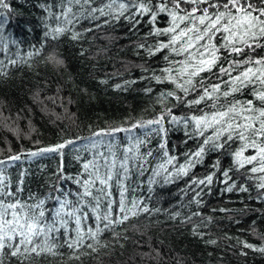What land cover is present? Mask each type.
<instances>
[{
  "label": "snow or ice",
  "instance_id": "obj_1",
  "mask_svg": "<svg viewBox=\"0 0 264 264\" xmlns=\"http://www.w3.org/2000/svg\"><path fill=\"white\" fill-rule=\"evenodd\" d=\"M40 7L46 19L53 21L45 25L44 32L46 40L53 41L67 36L79 42L85 34L122 20L130 31L138 32L146 22L149 30L135 45L136 55L143 52L146 62L160 55L163 63L155 68L145 64L134 67L145 74L141 79L160 87L156 96L158 110L154 109L148 119L129 116L120 124L92 131L89 137L61 136L57 143L34 149L13 152L9 142L8 154L0 159V264H42L49 257L63 258L62 248L69 250L67 260L80 261L81 256L87 255L103 264L102 256L113 254L109 249L124 247L120 241L129 239L125 226L133 218L162 211L151 208L144 198L129 197L133 172L138 176L150 173L149 193L157 183L168 185L187 178L181 191L185 197L191 194L189 205L198 209L205 203V190L211 194L217 183L223 185L219 189L223 194L245 193L248 200L264 202V0H46ZM12 11L7 0H0V34ZM82 21L91 26L77 30ZM24 28L30 30L27 24ZM0 48L7 49L3 35ZM42 51L43 45L27 53L22 62L28 64ZM84 52L82 49L80 54L83 56ZM46 63L66 67L63 56L55 51L47 55ZM17 64L16 59L8 61V65ZM7 76V70L0 69V77ZM99 82L107 84L108 80ZM134 83L137 81L125 80L114 87L126 90ZM144 91L152 94L153 88ZM9 120L0 109V128L17 140L22 136L30 138L35 131L29 128L24 132L18 121ZM140 130L143 132L138 135ZM173 131L183 133L181 143L191 142L195 147L174 154L169 149ZM121 133L127 134L126 145L115 142ZM154 138L159 140L155 149L151 147ZM77 141H86L81 148L90 152L91 158L82 162L77 175H67L63 168L64 150ZM210 153L216 158L208 165V171L196 175L195 169L205 164ZM49 154L60 158L54 174L57 183L50 185L52 191L43 198L36 193L23 198L27 173L21 171L13 184L6 174L8 166L22 158L31 160ZM222 157L229 158L227 167L223 166ZM154 160L158 162L153 163ZM64 181L76 185L74 193L60 186ZM146 199L151 200V195ZM50 200L55 201L54 208L48 207ZM163 211L169 220L190 226V234L205 245L218 244L205 231L213 222L211 216L205 217L200 211L186 215ZM236 211L245 214L251 209L245 203ZM255 223L252 222L251 231L258 236L259 244L225 235V239L236 240L240 256L246 257V250L264 256V232L258 233ZM105 234L112 236L113 244L102 243ZM135 243L138 247L148 243V251L135 252L124 264H136L137 260L140 264H186L184 258H170L168 252L149 242Z\"/></svg>",
  "mask_w": 264,
  "mask_h": 264
},
{
  "label": "trees",
  "instance_id": "obj_2",
  "mask_svg": "<svg viewBox=\"0 0 264 264\" xmlns=\"http://www.w3.org/2000/svg\"><path fill=\"white\" fill-rule=\"evenodd\" d=\"M13 9L7 16L9 23L5 25L2 34L7 41V49L0 48V69H6L7 77H0V109L4 116L10 117L9 123L18 121L19 127L28 132L29 128L35 129L30 138L23 136L17 140L10 132L0 128V159L8 154L9 142L13 152L23 149H34L57 143L61 136L64 139H72L75 136L89 137L92 131L99 128L120 124L126 117L148 119L153 110H158L156 96L161 90L154 82L141 79L145 75L135 65L145 64L149 67L162 66V57L158 55L147 61L143 52L136 55L135 45L142 42L141 37L149 30L145 22L139 31H130L125 21L118 24L104 26L99 30L85 34L79 41H71L67 36L59 40H46L44 32L46 24H52L50 18L46 19V13L40 4L46 0H7ZM55 3V0H47ZM7 15V13H6ZM161 21V26H163ZM27 24L30 30H25ZM90 23L82 21L77 25V30L90 27ZM111 37L112 39H108ZM15 41V43H13ZM151 42V41H149ZM43 45V51L38 56L29 59L28 64L22 61L27 58V53L35 51ZM85 50L84 55L80 54ZM53 51L61 54L65 60V68H57L46 63V57ZM10 59L18 60L16 66L8 65ZM30 65V67H29ZM128 70L125 71V67ZM106 79L107 84L99 81ZM125 80H136L137 83L127 86L126 90L115 89L114 85ZM153 88L152 94H146L144 89ZM39 93V96H36ZM53 98L55 102H53ZM59 117V118H57ZM71 117V118H69ZM140 130L138 135L142 134ZM126 133L117 135L116 143L126 145L128 143ZM183 133L173 131L170 133L169 149L174 154H179L194 148V143L187 145L181 143ZM35 141H39L36 144ZM86 141H77L75 145L66 148L63 159L64 172L67 175H77L81 172V164L91 158L90 152L82 150L81 145ZM159 140L154 138L151 147L155 149ZM79 156L80 159H76ZM216 154L210 153L205 164L195 169L198 176L208 171ZM223 166L229 164L228 157H222ZM158 161H153L156 163ZM60 165V158L55 154L31 160L22 158L7 168V175L13 184L19 179V173L25 171L23 198L30 193H36L42 198L52 191L51 184L57 183L55 172ZM149 172L144 176H138L133 172L129 181L130 198H144L145 203L153 209L161 208L160 213L151 216L142 215L133 218L125 227L129 239L121 240L115 249H109L113 254L102 256L103 264H124L137 251H148V243L142 247L136 245V241L149 242L153 247H160L169 253V257L179 256L184 258L186 264H264V256L248 251L246 257L239 255V245L235 239L239 237L254 244L261 241L251 231L252 222L255 221V229L264 232V202L248 200L245 193L223 194L219 191L223 185L217 183L212 187L211 194L205 190L203 195L204 205L197 208L189 205L191 194L185 197L181 189L185 188V181L178 180L173 184L164 185L162 182L153 185V191L149 193ZM159 180V178H157ZM65 191L75 192L76 185L71 181H64L60 185ZM135 189V191H131ZM58 194V193H54ZM255 196V192L251 193ZM151 195V200L146 199ZM248 204L251 211L241 214L238 209ZM56 206L54 200L48 201V207ZM219 208L232 209V212H220ZM169 212L180 211L182 215L192 211H200L205 217L211 216L213 222L209 224V236L218 240L215 246L205 245L201 240L190 234V226H181L179 221L169 220L163 210ZM212 209H217L213 212ZM235 221H239L236 223ZM91 223V221H89ZM136 226V229L133 228ZM138 229V230H137ZM120 230V229H118ZM207 238V237H206ZM63 237L60 238L62 243ZM114 243L112 236L105 234L102 243ZM162 242V243H160ZM64 257H49L42 264H98L91 256L83 255L80 261L67 260L69 250L60 249ZM209 253L212 255L209 256ZM222 257V259H221ZM131 264V262H130ZM136 264H140L139 260Z\"/></svg>",
  "mask_w": 264,
  "mask_h": 264
}]
</instances>
